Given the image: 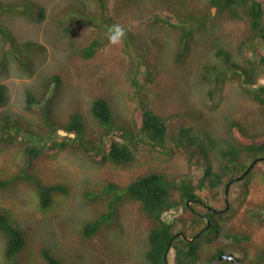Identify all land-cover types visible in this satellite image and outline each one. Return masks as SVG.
<instances>
[{
  "label": "rangeland",
  "instance_id": "374dc122",
  "mask_svg": "<svg viewBox=\"0 0 264 264\" xmlns=\"http://www.w3.org/2000/svg\"><path fill=\"white\" fill-rule=\"evenodd\" d=\"M172 1L103 0L102 6L100 0H0V82L6 86L0 127L8 123L12 126L9 132L22 129L32 144H41L37 137L51 130L41 112L50 98L52 120L62 125L70 113H82L85 140L92 142L105 130L91 112L93 101L101 97L114 111V128L102 140L103 148L113 140H123L125 130L140 134V105L152 107L165 119L169 145L179 143L171 153L140 148L134 161L115 164L89 157L80 146L45 149L39 157L28 158L23 146L27 139H0V178H12L0 187V211L26 236L23 247L9 261L4 256L5 240L0 231V264H49L44 251L67 264H150L145 252L153 220L141 210L138 200L126 197L125 187L152 171L170 179L188 176L195 183L203 173L205 157L212 156L206 150L209 140L204 132L209 131L211 137L221 135L223 124L224 129L229 127L231 118L224 123V117L232 109L240 110L237 119L245 132L256 130L257 126L247 125L251 118L241 112L254 117L260 105L252 92L245 91L241 78L228 76L216 82L227 65L224 55H216L214 47L218 44L228 49L236 63L254 62L257 76L249 87L256 91L264 86V41L252 40L247 19L233 20L227 13L218 14L205 6L207 0ZM260 1L264 9V0ZM25 3L36 10L42 6L44 16H28L31 9ZM186 13H194V17L181 24L193 25L194 31L183 42L178 28L170 22L180 21L177 14ZM115 24L122 25L125 33L112 43L108 30ZM70 38L80 46L97 40L95 52L88 58L71 54L67 45ZM27 41L41 47L23 51L34 58L30 69L20 67L14 58L15 49ZM212 64L218 69L206 68ZM53 72L61 75V83L52 84L47 99L25 108V90L35 88L38 92L41 79ZM184 128L188 132L180 134ZM58 134L66 132L58 130ZM191 138L204 142L203 152L197 144L190 146ZM24 170L34 178H17L16 174ZM39 183L64 184L67 189H55L50 204L41 207ZM110 183L119 187L117 195V191H104ZM228 197L229 211L215 219L227 221L235 231L248 233L250 239L231 242L220 237L213 244L203 241L202 260L221 247L235 251L246 264H264V160L230 185ZM204 199L215 207L223 205L221 196V203ZM111 208L112 217L100 224L94 236L83 238L84 225ZM189 214L179 202L163 214V219L172 222L184 215L185 234L189 236L204 224L201 218L192 223ZM172 226L179 228L178 223ZM168 257L169 263L175 264L172 251Z\"/></svg>",
  "mask_w": 264,
  "mask_h": 264
},
{
  "label": "trees",
  "instance_id": "16d2710c",
  "mask_svg": "<svg viewBox=\"0 0 264 264\" xmlns=\"http://www.w3.org/2000/svg\"><path fill=\"white\" fill-rule=\"evenodd\" d=\"M102 1L103 0H100L103 6ZM25 4L31 9L28 16L34 19H40L44 16V8L42 6H38L36 10L29 3ZM205 6L212 11H216L218 14L227 13L229 18L233 20L247 19L250 32L253 35L252 40L259 38L261 41H264V9L260 0H207ZM200 7L201 5H199L198 8ZM194 10H196L195 6ZM171 11L175 13L173 10ZM32 12H34V14H32ZM177 16L180 21L170 23L178 28L179 38L182 39L183 42H186L187 38L193 33L194 26L190 25L185 27L181 24V21H184L186 18H193L194 13L177 14ZM204 17H206V15L202 16V18ZM97 43V40H93L87 45L80 46L76 44L73 38H70L67 45L71 49V54L80 55L82 58H88L95 52ZM217 45L218 44L214 47L215 54L224 55L227 67L223 70L221 76L216 78V82L223 81L227 79L228 76L232 79L236 77L242 79L243 83L246 84L245 91L252 92V98L258 102L261 107L259 106V112H257L254 117L247 111L241 113L251 118V121L247 122L248 126H257V128L255 131L245 132L243 127H241V120L237 119L240 110L232 109L230 113L224 117V123L227 120L226 118H231V121L227 129H224L223 124V133L221 135L218 134V137H211L209 131L204 132L209 140V146L206 150H210L212 156L207 155L205 157L207 161L203 163V173L195 183L193 179L188 176H184L180 179H170L161 173L152 171L141 174L134 182L125 187L126 197L138 200L141 210L153 220V226L150 228L148 235L149 246L145 252V257L150 264H165L166 261L170 264L168 256L171 251L175 264H206L212 261L218 254L223 253L224 250L219 247L209 257L202 260V250L204 249L203 241L213 244L217 242L220 237L230 239L231 242H242L243 240L250 239L248 233L235 231L233 227L226 224L227 221L219 222L215 219V213L205 210L206 215L212 222L211 226L203 231L194 241H187L181 236L174 238L171 241L167 258L166 260L164 259V252L171 236L180 230L186 233V219L185 216L182 215L175 217L172 222H169L163 219V214L168 210L176 208L179 202H181L184 212L190 213L189 215L192 217L191 222L196 223L200 216L194 213V211H191L186 205V200L190 198L204 199L206 197L207 199H212L211 202L214 203L223 202V188L227 179L239 175L251 162L254 156L264 155V86L260 85L256 91H253L252 88L249 87V85L253 84L256 80V65L252 60H248L246 64L232 61L228 49L225 47H218ZM29 49L34 51L41 49V47L34 41H27L22 47L15 49L17 52L14 58L18 61L20 67L30 69L33 65L34 58L32 54L26 55L23 52ZM261 60L264 62L263 58ZM206 68L218 69L213 64L206 66ZM61 81L62 77L57 72L46 74L41 79L42 88L38 90V92L35 91V88H27L25 90L24 107L30 109L40 100L47 99V92L50 91L52 84L57 86ZM5 100L6 86L0 82V106ZM50 111L51 99L48 98L42 106L41 112L49 126H51V130L48 131L49 133H43L41 136L37 137L41 144H32V139L28 138L22 129H15V134L9 132L12 126L8 123L0 127V130L7 132H0V139L5 142H16L27 139V141L23 143V146L24 153L28 158L39 157L45 149L60 147L64 149L68 146H80L89 157L98 161H110L115 164H125L134 161L136 153L140 148H146L149 151L158 150L161 153H171L179 146L177 141L175 145L168 144V128L165 119L156 113L152 107L144 105L138 107V111L142 116V122L139 128L140 134H134L125 130V132L121 134L124 139L111 141L107 149L102 147L101 142L114 128V111L105 98H96L91 105L93 116L105 128L100 138L92 142H87L85 140L86 120L82 113L72 112L69 115L67 123L58 125L52 120ZM232 112H235V114H232ZM58 130H63L66 134L59 135ZM142 131L145 132L143 135H141ZM182 132H188V128L180 129L179 133L181 134ZM230 134L233 135L232 138H230ZM226 135L229 136L227 137ZM24 136H26V138ZM189 144L190 146L197 144L202 149V152L206 147L204 142L196 141L195 138H191ZM187 150H191V148L187 147ZM188 156L191 158L193 157L192 153H189ZM19 173L20 174H16V177L18 176L17 178L22 180H31L34 178L32 173L25 172V170ZM9 179L12 178H0V187L8 185ZM36 180H38V178ZM38 185V197L41 207H46L50 204L52 192L55 189L64 192L67 189L64 184L44 185L39 183ZM197 189L199 192H197ZM118 190L119 187L114 183H110L104 189V191H117L116 195L118 194ZM220 196L222 197L221 201ZM206 201L210 204V200ZM191 205L193 204L191 203ZM112 215L113 209L111 208L109 212L89 220L82 229L83 238L94 236L100 224L104 220L110 219ZM221 215L222 214H218V216ZM176 223H178L179 228L174 230L172 224ZM198 230L199 229L194 230L193 233H196ZM0 231L4 235L5 240L4 256L7 260L12 261L25 244V233L18 225L11 223L6 213L1 211ZM201 239H203L202 242L200 241ZM43 254L49 264H67L46 251H44ZM223 263L233 264L226 260H223Z\"/></svg>",
  "mask_w": 264,
  "mask_h": 264
},
{
  "label": "water",
  "instance_id": "95a60500",
  "mask_svg": "<svg viewBox=\"0 0 264 264\" xmlns=\"http://www.w3.org/2000/svg\"><path fill=\"white\" fill-rule=\"evenodd\" d=\"M261 160H264V155H258L256 157H254L251 162L247 165V167L239 174V175H236V176H233V177H230L229 179H227V181L225 182L224 184V188H223V193H224V202H225V206L222 207V208H216V207H213L211 206L210 204L208 203H204L203 202V205L205 206V208L207 210H209L210 212L212 213H224L226 212L227 210H229V207H230V203H229V188H230V185L234 182V181H238V180H241L243 179L249 172L250 170L254 167V165L258 162V161H261ZM202 202L200 199H187L186 200V205L191 209V211H194L196 214H198L199 216H202L201 213L197 212L192 206H191V202ZM205 221H206V224L201 228L199 229L196 233H194L192 236H188L186 235L183 231H177L175 232L171 238L169 239L168 243H167V246H166V249H165V252H164V259L166 260L167 258V253H168V250H169V247H170V244H171V241L176 238L177 236H181L183 237L184 239H186L187 241H194L196 238H198L201 233L205 230H207L210 225H211V221L208 217H204ZM223 259H226L232 263H235V264H242V263H239V259L232 253V252H229V253H220L218 254V256L213 260L212 264H218L221 260ZM165 264H168L167 261L165 262ZM210 264V263H208Z\"/></svg>",
  "mask_w": 264,
  "mask_h": 264
},
{
  "label": "flooded vegetation",
  "instance_id": "af4514ba",
  "mask_svg": "<svg viewBox=\"0 0 264 264\" xmlns=\"http://www.w3.org/2000/svg\"><path fill=\"white\" fill-rule=\"evenodd\" d=\"M223 197H224V193H223ZM192 199H195V198H192ZM197 199V198H196ZM198 199H200L202 202H191L192 204H193V207L195 208V210L197 211V212H199V213H201L202 214V216H200V218L204 221V224H203V226L206 224V221H205V219H204V217H208L207 215H206V213H205V211L204 210H207L206 208H205V206L203 205V202L204 203H208L206 200H204L203 198H198ZM225 206V202L223 201V205H221L220 207H218V208H222V207H224ZM204 209V210H203ZM227 211H229V210H227ZM226 211V212H227ZM195 213V212H194ZM218 215V214H217ZM220 217V216H219ZM202 226V227H203ZM201 227V228H202ZM192 236V235H191ZM223 252L224 253H229V252H232L231 250H225L224 248H223ZM235 256H237V258L239 259V263H242V264H246L247 262L242 258V257H240L235 251H233L232 252ZM216 258V257H215ZM214 258V259H215ZM213 259V260H214ZM241 259V260H240ZM212 260V261H213ZM223 260H226V259H223ZM223 260H221V262L219 263V264H225V263H223ZM212 261H210V262H212ZM226 261H228V260H226ZM209 262V263H210ZM228 262H230V261H228ZM230 263H232V262H230ZM233 264H235V263H233Z\"/></svg>",
  "mask_w": 264,
  "mask_h": 264
},
{
  "label": "clouds",
  "instance_id": "9594fccd",
  "mask_svg": "<svg viewBox=\"0 0 264 264\" xmlns=\"http://www.w3.org/2000/svg\"><path fill=\"white\" fill-rule=\"evenodd\" d=\"M124 33H125V29L123 28V26L122 25H119V24H115V25H112L110 28H109V30H108V34H109V40L112 42V43H116V42H118V40H119V38L121 37V36H123L124 35ZM251 171V170H250ZM229 203H230V201H229ZM192 206V205H191ZM214 207V206H213ZM194 208V207H193ZM216 208H218V207H216ZM195 209V208H194ZM229 209H230V207H229ZM216 215L217 214H223V213H215ZM218 216V215H217ZM209 218V217H208ZM210 219V218H209ZM211 221V220H210ZM211 224H212V222H211ZM211 226V225H210ZM201 229V228H200ZM190 236V235H189ZM224 253V252H223ZM218 256V255H217ZM216 256V257H217ZM237 257V256H236ZM213 262V261H212ZM212 262H210V264H212ZM221 262V261H220ZM219 262V263H220ZM218 263V264H219Z\"/></svg>",
  "mask_w": 264,
  "mask_h": 264
}]
</instances>
